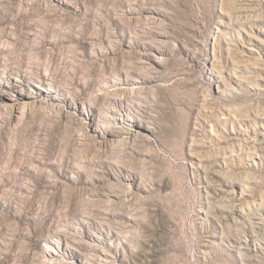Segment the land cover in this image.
Masks as SVG:
<instances>
[{"label":"rangeland","instance_id":"374dc122","mask_svg":"<svg viewBox=\"0 0 264 264\" xmlns=\"http://www.w3.org/2000/svg\"><path fill=\"white\" fill-rule=\"evenodd\" d=\"M0 264H264V0H0Z\"/></svg>","mask_w":264,"mask_h":264}]
</instances>
